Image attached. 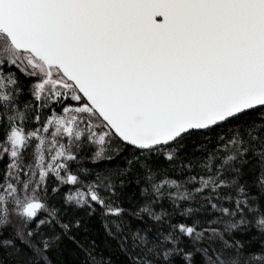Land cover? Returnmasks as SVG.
<instances>
[{"label":"snow or ice","instance_id":"snow-or-ice-1","mask_svg":"<svg viewBox=\"0 0 264 264\" xmlns=\"http://www.w3.org/2000/svg\"><path fill=\"white\" fill-rule=\"evenodd\" d=\"M0 264H264V0H0Z\"/></svg>","mask_w":264,"mask_h":264},{"label":"trees","instance_id":"trees-1","mask_svg":"<svg viewBox=\"0 0 264 264\" xmlns=\"http://www.w3.org/2000/svg\"><path fill=\"white\" fill-rule=\"evenodd\" d=\"M115 163V161H114ZM125 179H128V177H125ZM92 235L96 236L98 243H101V248H103V233L102 230L99 229V224H96V227L93 229ZM101 249H98V251Z\"/></svg>","mask_w":264,"mask_h":264}]
</instances>
